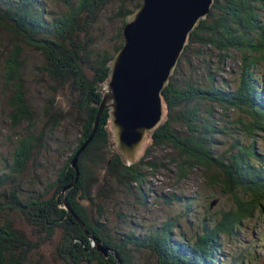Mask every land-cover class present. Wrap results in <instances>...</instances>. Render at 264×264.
<instances>
[{"label": "trees", "instance_id": "1", "mask_svg": "<svg viewBox=\"0 0 264 264\" xmlns=\"http://www.w3.org/2000/svg\"><path fill=\"white\" fill-rule=\"evenodd\" d=\"M137 1L135 6L119 7L123 24L126 15L140 5L141 0ZM53 2L59 9L49 13L42 0H0V28L12 38L0 60V78L13 88L6 100L8 126L5 120L3 129L13 132L26 125L24 133L11 137L9 159L0 154V264H32L42 243L52 239H58L59 264H118L112 255L102 257L89 236L115 252L121 264H243L244 259L251 260L244 252L229 259L222 253V241L238 237L247 220L264 217V152L259 150L264 135V21L260 15L264 0H214L184 49L185 54L201 46L204 50L199 52L208 53L200 62V73H204L191 78L199 74L185 73L194 67L192 61L184 65L186 58L179 60L162 91L165 118L148 136L144 156L131 163L113 144L110 107L100 112L109 62L122 45V27L112 45L94 37L102 31L97 18L110 0ZM27 50L43 58L36 82L51 84L52 97L43 107L34 106L27 96ZM226 61L234 65L224 69ZM219 72L233 79L227 81ZM66 90L76 96L68 107L63 100ZM67 121L80 129L69 156L54 145L56 130ZM223 136L228 137L221 148ZM90 137L77 159V182L63 194L76 179L71 160ZM68 146L64 143L63 151ZM151 148L159 149L164 165L147 161ZM161 149L170 153L164 155ZM50 151H59L62 161L45 180L50 182L45 192L37 194L25 185L24 174L39 172ZM160 171H168L178 183L202 172L209 187L219 186L231 196L230 206L218 210L214 218L200 220L191 239L181 235L173 219L149 228L143 236H112L104 210L114 192L112 183L124 192L133 189L144 195L149 177ZM39 176L40 182L28 180L43 189V173ZM100 179L107 193L98 200L94 192H101ZM64 201L87 234L67 212ZM175 228L179 235H174Z\"/></svg>", "mask_w": 264, "mask_h": 264}, {"label": "rangeland", "instance_id": "2", "mask_svg": "<svg viewBox=\"0 0 264 264\" xmlns=\"http://www.w3.org/2000/svg\"><path fill=\"white\" fill-rule=\"evenodd\" d=\"M42 3L49 13L59 9V7L54 4L53 0H42ZM137 3V0H110V2L102 7L100 16L97 18V27H102V31H98V34L96 31L94 37L100 39L106 46L112 45L116 31L119 27L123 28L125 25L121 21V16H119V7L123 4L135 6ZM260 15L264 21V11H260ZM95 43L98 45V40L95 41ZM11 44L12 38L10 34L5 29L0 28V60L2 59L1 55L3 49L11 46ZM194 47L192 51H187L185 54L183 50L179 57V60L182 58V62H184L186 58V61L183 63L184 65L187 63L190 64L192 61L191 66H194L187 69L185 73L188 75L191 72L199 73L192 75L191 78L204 73V71L200 73V71L203 70L200 62L206 58L208 54L199 52L200 50H204L201 46H197V49H194ZM25 55V87L27 86L29 88L27 96L34 106L43 107L44 103L52 97L51 84L36 82L39 75L38 66L42 64L43 58L40 57L38 53L31 50H27ZM211 61L215 64V59H211ZM233 65V61H226V63L223 64V68L228 69ZM261 74H264V70L261 71ZM219 75H222L227 81L233 79V75H228L227 72L226 74L219 72ZM40 78L43 80V75ZM262 80L264 81V76ZM39 90H42L41 95H39ZM12 92L13 88H7L0 78V154L8 159L9 154L12 153L11 146L13 138H16L17 133H24L26 128V125H22L13 132L3 129L5 120L8 126L7 116L5 117L7 111L6 100ZM63 100L65 106L68 107L72 102H75L76 96L70 90H66ZM11 137L13 138L11 139ZM79 137V127H76L72 121H67L61 128L56 130L54 145L59 146L60 150L65 155L69 156L70 151L75 147ZM227 137L228 136H223L220 138L223 144L219 147H225L224 144L227 141ZM64 143H69V149L63 151L62 147ZM148 146L149 142L147 139L138 151L137 156L139 158L142 155L144 156ZM259 147V150L264 152V135L259 140ZM161 151L164 155L170 153L168 149H161ZM58 152L59 151H50L45 154L46 161L43 163L42 168H38L39 172L29 171L24 174L26 180L25 185L28 188L35 189L37 194L45 192V187L50 183L45 180L51 176L55 167H58V164L61 163L62 158H59ZM159 153V149L151 148L147 161L154 160L156 164L164 165L166 160L164 156ZM40 173H43V189L36 188L31 182H40L42 179V176H39ZM28 178H30L31 181H29ZM149 178L150 184L148 188H146L144 195L139 194L137 190L133 189L129 192H124L123 187L115 182L112 183L114 184V192L111 193L108 203L104 204V210L109 217V224H107L112 236L120 235L121 233L125 235L132 234L134 236H143L149 228L156 227L168 219H173L175 220L174 226L176 227L179 225L181 235H184L187 239H191L195 237L198 231V222L200 220L208 216L214 218L218 210L227 208L232 201L231 196L225 195L219 186L209 187L202 172L199 171L195 172L188 180L181 181L180 183L176 182L174 176L168 171L157 172ZM101 185L102 182L100 179L97 188L100 189L101 192L100 194L94 192V196L98 200L102 199L107 193L106 190H102ZM214 200H216V204L209 209V203ZM142 201H145V203L143 204ZM120 213L125 214V216H119ZM179 234L180 231L175 228L174 235ZM57 242L58 239H52L42 243L41 248L32 257V264H59L60 261L56 252ZM222 245V253L226 254L229 259L244 252L246 255L250 256L251 260L244 259L243 264H264V217H254L251 220H247L244 223V227L240 230L239 236L231 240L224 238ZM255 256L257 257L253 259Z\"/></svg>", "mask_w": 264, "mask_h": 264}, {"label": "water", "instance_id": "3", "mask_svg": "<svg viewBox=\"0 0 264 264\" xmlns=\"http://www.w3.org/2000/svg\"><path fill=\"white\" fill-rule=\"evenodd\" d=\"M214 0H141L121 30L122 45L109 62L100 112L110 107V130L116 149L127 163L135 161L148 136L162 124L166 107L162 91L174 74L190 33L205 19ZM91 137L71 160L78 179L77 159ZM216 200L210 203V209ZM64 207L87 234L83 223L64 201ZM92 247L102 256L118 255L96 237Z\"/></svg>", "mask_w": 264, "mask_h": 264}]
</instances>
